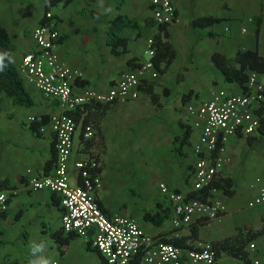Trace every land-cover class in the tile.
<instances>
[{"label":"crops","instance_id":"1","mask_svg":"<svg viewBox=\"0 0 264 264\" xmlns=\"http://www.w3.org/2000/svg\"><path fill=\"white\" fill-rule=\"evenodd\" d=\"M232 1L175 0L180 21L163 27L154 22L149 0H72L56 5H50L48 0H0V21L14 46L12 59L31 97V103L24 105L5 92L0 94V189L19 191L11 199L9 210L0 215V264H29L34 258L30 252L33 243L45 244L41 255L58 264H107L89 239L63 232V207L58 193L27 186L28 168L35 174H50L57 158L54 133L50 129L43 133L40 124L30 123L28 117L48 118L60 112L59 101L45 97L20 70L23 56L35 48L31 30L45 20L48 10L59 19L62 31L56 49L60 60L82 73L74 84L77 93L85 88L108 91L122 73L148 58L150 37L161 38L175 54L172 61L161 60L157 80L142 82L138 99L93 103L84 112H69L78 123L70 162L72 183L77 180L74 161L96 158L101 186L95 195L107 215L133 217L146 233L184 248L197 240L208 241L217 252L219 264H254L257 258L264 264V204L249 207L238 203L240 195L246 193L243 187V192L238 191L242 177L262 174L257 179L261 184L251 185L254 190L248 191L254 197L264 187V162L259 166L255 154V160L244 156L246 145L254 147L260 138L264 139L259 129L254 135L233 136L227 145L231 161L218 194L228 207L222 217L209 223L196 219L182 229L179 237H173L171 207L159 188V183L164 182L170 188L193 194L190 177L197 159L193 147L200 130L192 126L188 104L208 100L218 88L236 93L243 90L239 83L224 80L213 55L218 52L235 59L240 50L250 49L264 56L260 52L263 18L259 24L257 14L247 16V22L254 25V39L246 45L226 39L235 19H246L243 12L232 16ZM118 15L128 17L134 26L120 30L126 46H120L116 53L109 29ZM204 16L222 20L209 26L194 24V19ZM242 32L247 29L242 28ZM261 106L257 109L259 115ZM89 124L96 135L85 140L83 134ZM136 173L148 176H138L133 182ZM228 182L235 188L234 194L223 191L222 185ZM232 237L243 238L237 246L242 247L247 258L222 249L220 242ZM251 242L257 245L256 251L249 248Z\"/></svg>","mask_w":264,"mask_h":264},{"label":"built area","instance_id":"2","mask_svg":"<svg viewBox=\"0 0 264 264\" xmlns=\"http://www.w3.org/2000/svg\"><path fill=\"white\" fill-rule=\"evenodd\" d=\"M153 20L157 25L166 26L180 21L175 0H149ZM245 31V29H244ZM35 48L26 53L20 63V70L27 82L39 89L45 97L57 99L61 111L48 118L31 115L30 123L38 122L39 129H49L56 138L57 158L50 174H35L31 168L27 186L31 189L50 190L61 197L62 230L89 239L103 255L107 264H219L217 252L212 243L197 240L194 245L184 248L171 241L154 237L140 227L130 216L107 215L96 199L101 186L97 169L99 161L93 157L74 161L77 180L72 183L71 156L74 150L75 134L78 128L76 118L69 112H84L93 103H126L138 99L143 81H155L160 77L156 66V39H148V58L134 69L128 70L108 91L85 88L75 92L74 84L82 76L71 69L57 54L62 31L59 19L52 11L45 13V20L31 30ZM242 92H231L218 88L211 97L200 104H188L187 110L192 126L200 130V136L193 150L197 156L191 171L193 194L170 188L159 183L160 191L171 207L173 237H179L182 229L189 227L199 218L207 223L222 217L228 211L227 204L218 194L223 173L231 158L227 145L233 136L254 135L260 127L257 109L264 103V76L251 70ZM84 139L91 140L96 131L93 125H86ZM19 193L16 188L0 189L4 200L0 201V215L7 212L13 197ZM264 204V187L248 202L249 207ZM249 248L256 251L253 242ZM260 264L261 259H253ZM52 264H58L53 261Z\"/></svg>","mask_w":264,"mask_h":264},{"label":"trees","instance_id":"3","mask_svg":"<svg viewBox=\"0 0 264 264\" xmlns=\"http://www.w3.org/2000/svg\"><path fill=\"white\" fill-rule=\"evenodd\" d=\"M71 1L72 0H48L50 5H56L61 2L68 4ZM221 20V18L215 16H204L194 19V24L198 26H209L213 23L220 22ZM259 22H261L260 19L258 20V23ZM129 26L133 27L134 24L125 15H118L111 23L109 29L110 42L116 53L119 52L117 49H119L120 46H126V40L119 35L120 30ZM13 49L14 46L11 41V36L7 28L0 21V55H4L5 63L8 65L4 71L0 72V94L5 92L8 96L12 97L16 103L29 105L31 103V97L24 86L23 79L14 64L13 59L12 62L8 61V56L10 55L12 57ZM125 50L126 49L123 51ZM174 55V51L171 49L170 45L162 42L161 38L158 37L156 40V54L154 56V61L160 71L162 70L159 66L161 60L165 58L168 62L172 61ZM157 56L158 59L156 58ZM213 60L222 70L226 82H237L241 86H244L248 79L249 71L256 70L264 74V56H261L256 50H240L235 59H228L221 53L216 52L213 55ZM259 113L261 120L259 132L264 136V103L262 104ZM231 187L232 185L229 182L226 186L222 185L224 192L234 194L235 188L232 189ZM242 239V237H232L220 242V244L222 249L229 251L234 255L247 258L248 255L243 249H241L242 247L237 246ZM247 241L249 240L247 239ZM244 244L245 242H243V246Z\"/></svg>","mask_w":264,"mask_h":264},{"label":"rangeland","instance_id":"4","mask_svg":"<svg viewBox=\"0 0 264 264\" xmlns=\"http://www.w3.org/2000/svg\"><path fill=\"white\" fill-rule=\"evenodd\" d=\"M230 12L232 14V16H236L238 14V12H243L244 14H246V19H235V22H233L232 24V31H230V33L228 34V36H226V39L229 40V42H239L240 44H247L248 41L254 39L255 37V31H254V25L250 24V22H247V16H253L255 14H257L258 20L260 19L262 21L263 18V24H262V33L260 36V52L264 53V0H233L231 2V8H230ZM246 28L247 32H242V28ZM257 34V33H256ZM227 35V34H226ZM222 37L225 38L224 35H222ZM254 154L257 157V160L259 161L258 164L259 166H262L263 162H264V139L260 138V141H258V143L255 144L254 147H251L249 145H246L244 147V156L249 155L251 157V159L254 160L256 159L254 156ZM250 159V161H251ZM257 166V165H256ZM142 172V171H140ZM138 176L140 177H146L148 176V173L146 175H142L140 173H136L134 176V180L133 182H137V178ZM262 174L260 172H256V173H252L249 175H246L245 177H242V181L240 182V192H243L241 187H243L246 191V193L240 195V199L238 200V203L241 206H244L248 204L250 197L253 198L254 196L251 195V191L254 190V188H251V185L253 186H257L258 184H261L259 181V179H261ZM259 178V179H258ZM258 179V181H257ZM139 182V181H138ZM131 183V181H130ZM259 186V185H258ZM249 190H251L250 192H248Z\"/></svg>","mask_w":264,"mask_h":264},{"label":"clouds","instance_id":"5","mask_svg":"<svg viewBox=\"0 0 264 264\" xmlns=\"http://www.w3.org/2000/svg\"><path fill=\"white\" fill-rule=\"evenodd\" d=\"M8 54V53H6ZM8 61L12 62V57L8 56ZM8 65L5 63L4 55H0V72L4 71V69ZM4 196L0 195V201L4 200ZM46 250V245L43 243L35 244L33 243L30 247L31 255L34 257L29 264H52V261L50 259L45 258L42 253H44Z\"/></svg>","mask_w":264,"mask_h":264}]
</instances>
